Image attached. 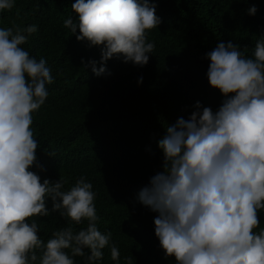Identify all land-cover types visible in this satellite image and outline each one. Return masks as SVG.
<instances>
[{"label": "clouds", "instance_id": "1", "mask_svg": "<svg viewBox=\"0 0 264 264\" xmlns=\"http://www.w3.org/2000/svg\"><path fill=\"white\" fill-rule=\"evenodd\" d=\"M13 6L14 0H0V11ZM71 9L75 19H65L64 27L77 41L102 46L101 66L94 60L85 65L95 75L106 72L104 62L113 56L134 66L149 62L155 43L147 32L161 23L154 0H75ZM257 11L255 4L247 8L250 16ZM37 30L34 24L0 28V264H76L73 257L85 256L95 264L105 247L117 261L112 233L96 225L92 184L81 176L64 191L66 181L41 180L31 170L45 171L36 155L33 113L54 82L47 61L21 47ZM204 59L208 85L223 99L215 111L197 101L187 119L167 126L157 141L161 170L136 200L156 213L154 235L174 264H264V33L251 57L230 40L217 43ZM50 210L75 224L86 220L87 227L66 226L44 241L29 219Z\"/></svg>", "mask_w": 264, "mask_h": 264}, {"label": "trees", "instance_id": "2", "mask_svg": "<svg viewBox=\"0 0 264 264\" xmlns=\"http://www.w3.org/2000/svg\"><path fill=\"white\" fill-rule=\"evenodd\" d=\"M74 2L14 0L11 10L0 11V28L37 26L21 47L47 61L54 81L46 85L45 103L33 113L34 138L40 143L36 155L45 171L31 170L41 180L66 181L64 191L81 176L92 184L97 228L112 233L110 245L120 252L113 261L110 247H105L103 259L95 264H127L128 258L132 264H174V258L164 257L154 235L156 213L141 205L136 193L161 170L157 141L167 126L187 119L197 101L213 111L219 107L223 97L208 85L204 55L231 40L251 57L264 33V0H154L161 23L147 32V40L155 43L149 62L140 67L113 56L104 62L106 72L100 76L85 65L94 60L101 66L102 46L89 47L64 27L65 19H75ZM252 4L258 9L254 16L247 14ZM259 218L264 228V210ZM32 220L44 241L66 226L87 227L86 220L75 224L51 210ZM73 259L88 264L86 256Z\"/></svg>", "mask_w": 264, "mask_h": 264}]
</instances>
